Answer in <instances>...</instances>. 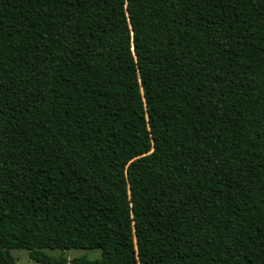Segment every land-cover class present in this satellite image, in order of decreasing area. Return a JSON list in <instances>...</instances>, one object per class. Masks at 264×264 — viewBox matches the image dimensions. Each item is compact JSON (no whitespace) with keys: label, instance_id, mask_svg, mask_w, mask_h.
<instances>
[{"label":"trees","instance_id":"obj_1","mask_svg":"<svg viewBox=\"0 0 264 264\" xmlns=\"http://www.w3.org/2000/svg\"><path fill=\"white\" fill-rule=\"evenodd\" d=\"M13 249L264 264V0H0Z\"/></svg>","mask_w":264,"mask_h":264},{"label":"rangeland","instance_id":"obj_2","mask_svg":"<svg viewBox=\"0 0 264 264\" xmlns=\"http://www.w3.org/2000/svg\"><path fill=\"white\" fill-rule=\"evenodd\" d=\"M12 254L16 260V264H39L35 260L31 259L29 256V251L25 249H13ZM49 255L56 257L61 251L59 250H47ZM65 255L69 258V261L74 264V259H88V260H96L101 258V250L100 249H71L65 252ZM70 264V263H69Z\"/></svg>","mask_w":264,"mask_h":264},{"label":"water","instance_id":"obj_3","mask_svg":"<svg viewBox=\"0 0 264 264\" xmlns=\"http://www.w3.org/2000/svg\"><path fill=\"white\" fill-rule=\"evenodd\" d=\"M72 263V261L70 262V264Z\"/></svg>","mask_w":264,"mask_h":264}]
</instances>
